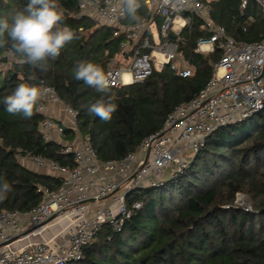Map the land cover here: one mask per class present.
<instances>
[{
  "label": "trees",
  "instance_id": "trees-1",
  "mask_svg": "<svg viewBox=\"0 0 264 264\" xmlns=\"http://www.w3.org/2000/svg\"><path fill=\"white\" fill-rule=\"evenodd\" d=\"M80 1L58 0L63 13L60 26L69 27L78 38L50 61L48 71L20 64L16 55L12 69L0 72L5 74L0 84V182L11 186L0 202V213H28L42 202L40 188L55 191L62 186L61 180L21 165L18 150L74 168L73 158L62 154L61 144L45 142L40 133L44 118L37 113L38 102L30 119L7 113L4 98L18 84L52 87L62 102L76 110L78 132L66 128L63 141L89 142L100 162L122 161L137 154L144 141L163 129L171 112L205 88L220 60L219 51L196 52L198 41L209 34L203 22L194 18L178 43V52L195 71L193 77L182 79L165 66L162 71L154 70L144 83L97 92L75 79L78 64L92 62L105 73L112 59L124 64L121 45L125 39L115 37L114 28L81 16ZM28 2L0 0V19L11 24ZM145 3L140 0L141 21L154 18L159 26L161 18L152 16ZM208 7L213 23L224 27L236 41H264V16L255 3L243 13L240 0H220ZM123 24L136 22L126 18ZM7 50L0 49V54ZM101 98H111L118 105L108 122L87 111ZM238 194L249 198L251 210L236 207ZM127 199L130 205L142 203L141 210L119 232L104 227L85 249L84 259L74 264H264V116L216 130L183 176L160 188L133 191Z\"/></svg>",
  "mask_w": 264,
  "mask_h": 264
},
{
  "label": "built area",
  "instance_id": "built-area-1",
  "mask_svg": "<svg viewBox=\"0 0 264 264\" xmlns=\"http://www.w3.org/2000/svg\"><path fill=\"white\" fill-rule=\"evenodd\" d=\"M7 1V0H2ZM220 0H146V9L160 17L159 41L148 27V20L124 25L126 16L116 0H81V16L99 26L114 28V36H123L121 45L127 62L110 61L107 75L110 88L144 83L154 72L169 66L175 74L188 79L195 71L178 52L183 31L193 19H200L209 37L198 41L197 53L219 51L211 80L198 95L171 112L161 131L149 137L137 154L122 161L100 162L91 144L84 140L63 141L66 128L78 132L76 110L66 105L52 87H38L44 94L37 113L43 116L40 133L45 142L61 144L62 154L71 156L74 168L62 167L41 156L17 151L18 162L29 170L51 175L62 181L55 191L40 188L42 202L29 211L0 213V264H74L85 257V249L104 227L119 232L142 208L128 203L127 196L142 188H160L176 181L192 166L213 133L257 116H264V41L241 43L227 30L213 23L208 4ZM255 3L264 16V0H240L242 13ZM174 36L173 40L169 37ZM17 56L7 50L0 54V72L12 69ZM61 106L71 119L69 127L60 124L48 112ZM249 211V209H245ZM69 224L66 243L53 247L51 242L28 244L19 250L10 246L52 222Z\"/></svg>",
  "mask_w": 264,
  "mask_h": 264
},
{
  "label": "clouds",
  "instance_id": "clouds-1",
  "mask_svg": "<svg viewBox=\"0 0 264 264\" xmlns=\"http://www.w3.org/2000/svg\"><path fill=\"white\" fill-rule=\"evenodd\" d=\"M117 7L130 21L142 22L138 15L140 0H116L113 10ZM59 9L58 0H29L24 12L17 14L11 24L0 19V49H9L17 55L20 64H27L41 72L48 71L50 61H55L65 45L78 38L69 27L60 26L63 13ZM32 78V75L28 77L30 80ZM75 79L100 93H107L110 88V80L104 69L92 62L79 63ZM43 94L44 90L36 85L20 83L11 95L4 98L5 110L10 115L30 119ZM117 108L118 105L111 98H101L90 104L87 111L108 122ZM10 191L11 186L7 181L0 182V202L7 198Z\"/></svg>",
  "mask_w": 264,
  "mask_h": 264
},
{
  "label": "crops",
  "instance_id": "crops-1",
  "mask_svg": "<svg viewBox=\"0 0 264 264\" xmlns=\"http://www.w3.org/2000/svg\"><path fill=\"white\" fill-rule=\"evenodd\" d=\"M156 20L154 18H151L149 21L148 27L153 32V29L157 28L158 26L155 22ZM155 36V34H154ZM157 42V40H156ZM119 61V60H118ZM120 62V61H119ZM127 60H124L123 63H126ZM124 65V64H122ZM49 116L53 117L56 121H58L60 124L69 127L68 124V117L65 114L63 108L61 106H55L53 107L49 112ZM68 222L66 220L64 221H56L52 222L45 228L40 229L39 231L35 232L28 238H25L23 240H19L15 243H13L10 247L15 250H19L21 248H24L28 244L33 243H40V242H51L53 247H60L63 244L66 243L67 239V232H68Z\"/></svg>",
  "mask_w": 264,
  "mask_h": 264
},
{
  "label": "rangeland",
  "instance_id": "rangeland-1",
  "mask_svg": "<svg viewBox=\"0 0 264 264\" xmlns=\"http://www.w3.org/2000/svg\"><path fill=\"white\" fill-rule=\"evenodd\" d=\"M153 34H155V39L159 41V31L158 29H153ZM123 61V60H122ZM5 74H0V84L2 83L4 79ZM259 120L256 119V123H258ZM68 124L71 125V119L68 117ZM251 202L249 198L244 194H238L237 195V201H236V207L242 210L249 209L251 210Z\"/></svg>",
  "mask_w": 264,
  "mask_h": 264
}]
</instances>
